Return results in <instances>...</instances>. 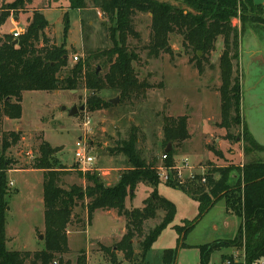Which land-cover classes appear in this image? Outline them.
<instances>
[{
	"label": "trees",
	"instance_id": "trees-1",
	"mask_svg": "<svg viewBox=\"0 0 264 264\" xmlns=\"http://www.w3.org/2000/svg\"><path fill=\"white\" fill-rule=\"evenodd\" d=\"M67 1L70 9H92L101 14L104 20L102 27L111 47L86 50L83 58L69 67L67 50L54 44L45 33L49 25L43 15L34 13L18 39L13 40L9 35L0 37V124L4 119L20 120L22 94L30 91H76L83 86L91 93L84 104L85 112L89 113L111 107L98 96L102 91L115 92L120 103L143 100L153 85L147 79L138 78L133 64L139 62L140 57L129 40L140 41L134 19L137 15H147L150 20L149 39L142 48L147 58L172 57L170 36L178 35L181 37V54L188 58V63L200 75L215 51V44L221 40L222 51L218 59L220 86L216 89L220 121L216 126L225 132L229 140L235 139L231 131L239 129L236 137L243 143L244 155L252 152L264 154V147L257 144L243 121L240 77L234 75L233 70L240 57L243 33L247 28L255 32L264 30V5H257L253 0ZM25 3L30 1L16 0L4 9L8 12L20 11ZM6 19L7 15L0 16V26L5 24ZM233 20H238L239 27L233 26ZM63 22L66 34L69 29L67 15L63 17ZM14 41L17 43L14 44ZM62 73L66 76L61 77ZM188 119L186 115L162 117V146L165 149L170 144L171 149L163 154L166 160H159V163L157 157L149 160L142 157L143 152L138 148L142 139L138 135L140 130L131 127L128 140L112 150L127 164L113 186H106L96 172L87 171L79 173L84 187L72 185L68 189L62 188V178L69 172L54 159L56 150L42 141L32 169L42 172L44 247L34 253L8 251L6 248L7 173L12 170V163L5 155L20 141L21 135L19 132L4 134L0 149V264H70L63 262L62 256L69 252L66 229L71 224L77 202L85 203L86 226L90 225L96 211H115L124 218L125 234L116 244V252L122 253L124 260L132 259L134 255L144 259L175 217V206L157 194L162 182L158 167L161 165L175 174L176 152L190 140ZM208 149L215 156L222 157L214 148ZM235 179L238 180L236 184ZM164 184L183 191L197 204V219L191 224L187 225L185 221L182 226L174 227L178 244L182 241L181 247H185L183 241L196 222L219 201H224L227 213L239 219L237 236L232 245L244 248L247 264L264 259V161L251 160L240 168L213 166L206 170L203 178H194L186 184H173L171 181ZM139 185L149 187L150 196L143 201L141 208L126 210V199L134 197ZM158 214H161V221L146 232L144 224L156 219ZM134 241H138L135 245L138 254ZM219 245L220 242H215L197 247L199 264H209L212 252ZM101 251L111 264H117L114 253L106 248ZM176 252L164 251L162 263L174 264ZM76 264H87L84 253L78 255Z\"/></svg>",
	"mask_w": 264,
	"mask_h": 264
},
{
	"label": "rangeland",
	"instance_id": "rangeland-1",
	"mask_svg": "<svg viewBox=\"0 0 264 264\" xmlns=\"http://www.w3.org/2000/svg\"><path fill=\"white\" fill-rule=\"evenodd\" d=\"M15 1L0 0V16L7 15L5 24L0 28V37L9 34L14 28L24 32L33 14L41 13L49 25L45 30L46 35L55 45L67 50L69 67L77 62L73 58L81 60L86 50L111 47L102 27L103 17L92 9L80 13L70 9L67 0H29L30 3H25L23 10L8 12L4 9ZM65 15L69 23L66 34L63 22ZM11 18L17 19L16 26L10 23ZM79 20L83 24H79ZM232 24L239 27L238 20H233ZM134 25L140 34V41L130 39L129 43L137 48L140 61L135 62L133 67L140 80L147 79L153 85L143 100L131 103L119 101L107 110L92 114L84 111L69 117L67 110L74 105L84 106L91 95L83 86L76 91H30L22 94L21 119L0 124V149L4 134L19 132L21 135L20 141L5 155L12 163V170H15L7 175L8 184L12 183V186H7L8 211L5 217L6 236H12V242L7 245L9 251L34 253L44 247L42 175L32 169L42 141L56 150L54 159L69 172L62 178L61 187L64 189L72 185L84 187L79 173L87 170L99 174L106 186L116 184V178L127 168V164L122 156L112 150L128 140L133 126L140 130L138 135L142 139L138 148L143 152L142 157L146 160L157 157L159 163L164 154L161 132L163 116L186 115L190 119V140L177 150L175 174L169 173L173 184H186L194 181V178H203L206 170L213 166L224 168L231 165L240 168L251 160L264 161V154L252 152L244 155L243 143L236 137L238 128L231 131L235 139L229 140L225 132L216 126L220 121V102L218 96L210 92H215L220 86L218 56L222 48L221 40L215 44V51L205 65L204 72L198 75L193 65L188 63V58L181 54V37L170 36L172 57L162 55L158 59L147 58L142 48L149 39V16L137 15ZM233 70L234 75L240 77L243 121L257 144L264 147V30L255 32L247 28L243 33L240 57ZM65 76L66 73L61 74V77ZM98 96L103 100L118 97L110 91H102ZM78 141L86 146L88 154L94 158V165L89 169L74 164ZM208 147L220 152L222 157L215 156ZM182 160H186L188 166L178 176L177 168L181 166ZM237 181L235 179L234 184ZM150 193L149 187L139 185L134 197L126 199V210L141 208ZM157 194L171 202L176 213L172 224L163 231L144 259L134 255L132 259L124 260L122 253L116 252L115 246L125 229L124 218L99 212L91 227L87 228L85 203L77 202L71 224L66 229L69 252L62 256L63 262L76 264L78 255L84 253L87 264H111L101 251L106 248L114 253L117 264H163L162 256L166 250L177 251L174 264H199L197 247L215 242L221 245L212 252L209 264H219L231 253H243L242 246L232 245L237 236L239 219L227 213L224 201H219L196 222L183 241L185 247H181L182 241L178 244L174 227L182 226L185 221L187 225L193 223L198 216L197 204L186 193L166 186L163 181L157 188ZM160 221L161 214H158L156 219L144 224V230L147 232ZM137 243L133 242L135 249Z\"/></svg>",
	"mask_w": 264,
	"mask_h": 264
},
{
	"label": "built area",
	"instance_id": "built-area-1",
	"mask_svg": "<svg viewBox=\"0 0 264 264\" xmlns=\"http://www.w3.org/2000/svg\"><path fill=\"white\" fill-rule=\"evenodd\" d=\"M14 19L15 18H11L10 23H12V24L14 23V26H16L17 25V19L16 20H14ZM0 28H1V26H0ZM23 33L24 32L20 31L19 29L14 28L13 31L9 32V34H7V35L11 36V38L13 40H16ZM4 35H2V37ZM73 60L78 61V58L74 57ZM88 123H86V125ZM76 148L77 149L75 150V153H74V164L78 165L84 169H86V168L89 169L90 167H92L94 165V158L88 154L86 146L82 142L78 141L76 143ZM164 160H166V156L162 155L160 162H163ZM187 166H188L187 161L182 160L181 166L179 168H177L178 176H181L182 171L187 169ZM173 170L175 171L176 168L174 167ZM87 171H90V170H87ZM169 171L170 170L167 171L161 165H159V167H158L159 178L164 183H168L169 181H171V177L169 176ZM8 185L12 186V183L10 182ZM219 264H247L246 260H245V253H244V251L240 255L231 253L226 258L222 259L219 262ZM251 264H264V259L258 260L256 262L251 263Z\"/></svg>",
	"mask_w": 264,
	"mask_h": 264
},
{
	"label": "crops",
	"instance_id": "crops-1",
	"mask_svg": "<svg viewBox=\"0 0 264 264\" xmlns=\"http://www.w3.org/2000/svg\"><path fill=\"white\" fill-rule=\"evenodd\" d=\"M253 2L255 3V4H257V5H264V0H253ZM45 11H43V13H44ZM80 13L82 12V11H79ZM46 13V12H45ZM96 14L97 15H100L97 11H96ZM14 20H16V18L14 19ZM81 23V20H79V24ZM221 51H222V48H221ZM220 54H221V52H220ZM212 56H213V54H212ZM218 58H219V56H218ZM199 75V74H198ZM201 75V74H200ZM210 92V91H209ZM211 94H213V95H215V97L216 96H218V94H217V92L215 91H211L210 92ZM219 98V97H218ZM107 102L109 101V100H106ZM107 110V109H106ZM85 111V110H84ZM97 112H99V111H97ZM90 114H92V113H90ZM189 117V116H188ZM21 119V118H20ZM13 122L12 120H8V119H4L3 120V123H6V122ZM188 123H190V119H188ZM219 123V122H218ZM217 124V123H216ZM188 128H189V124H188ZM189 133V132H188ZM191 133H189V135H190ZM169 151V149H167V147L164 149V153H166V152H168ZM176 158V157H175ZM124 159V158H123ZM34 171H37V172H40V174L42 175V172L41 171H38V170H34ZM11 172H15V170H11V171H9L8 173H7V175L8 174H10ZM117 180H118V177L116 178ZM8 180V179H7ZM10 183V182H9ZM138 188V187H137ZM137 188H136V190H137ZM136 192V191H135ZM135 194V193H134ZM99 212H102V213H104V214H106V215H110V214H113L114 216H117L118 218H121L120 216H118L117 215V213L115 212V211H96L94 214H93V216H92V220H91V223H90V225L89 226H87V228H90L91 227V224H93V220H94V217H95V215L97 214V213H99ZM86 228V229H87ZM237 230H238V228H237ZM86 231V230H85ZM6 234V233H5ZM125 234V229H124V233L121 235V238H122V236ZM120 238V239H121ZM6 239H7V243H6V248H7V245L9 244V243H11L10 242V239H12V236H10V237H7L6 236ZM68 242H69V239H68ZM69 248V247H68ZM8 250V249H7ZM9 251V250H8Z\"/></svg>",
	"mask_w": 264,
	"mask_h": 264
},
{
	"label": "water",
	"instance_id": "water-1",
	"mask_svg": "<svg viewBox=\"0 0 264 264\" xmlns=\"http://www.w3.org/2000/svg\"><path fill=\"white\" fill-rule=\"evenodd\" d=\"M16 43L17 42L14 41V44H16ZM118 102H119V98L116 97L114 99L109 100L108 104L115 105ZM80 112H84V106L83 105H81L80 107H76L74 105L73 107H71L70 109L67 110V114H68L69 117L77 116ZM167 149H169V150L171 149V145L170 144L167 145ZM40 238H41V236H40Z\"/></svg>",
	"mask_w": 264,
	"mask_h": 264
}]
</instances>
